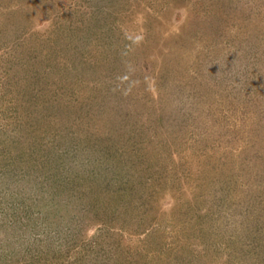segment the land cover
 <instances>
[{"label":"rangeland","instance_id":"rangeland-1","mask_svg":"<svg viewBox=\"0 0 264 264\" xmlns=\"http://www.w3.org/2000/svg\"><path fill=\"white\" fill-rule=\"evenodd\" d=\"M0 264H264V0H0Z\"/></svg>","mask_w":264,"mask_h":264}]
</instances>
